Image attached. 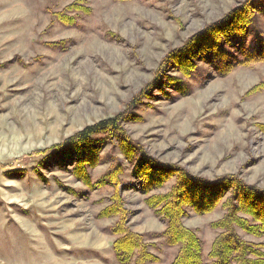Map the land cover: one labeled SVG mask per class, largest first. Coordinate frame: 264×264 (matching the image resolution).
I'll return each mask as SVG.
<instances>
[{
	"label": "rangeland",
	"instance_id": "1",
	"mask_svg": "<svg viewBox=\"0 0 264 264\" xmlns=\"http://www.w3.org/2000/svg\"><path fill=\"white\" fill-rule=\"evenodd\" d=\"M239 1L0 0V264H121L111 232L118 217H99L115 188L94 184L119 162L129 226L146 235L160 258L154 264H171L178 246L160 236L167 220L146 199L175 179L145 194L132 175L136 162L108 156L107 148L87 186L71 167L33 154L115 116L134 98L141 119L124 126L150 156L204 178L235 175L264 188V91L251 90L264 80V62L223 77L201 66L181 94L167 84L148 88L171 49ZM73 4L83 8L65 11ZM63 12L76 22H62ZM186 210L184 223L197 229L210 264L223 204L203 215Z\"/></svg>",
	"mask_w": 264,
	"mask_h": 264
},
{
	"label": "trees",
	"instance_id": "2",
	"mask_svg": "<svg viewBox=\"0 0 264 264\" xmlns=\"http://www.w3.org/2000/svg\"><path fill=\"white\" fill-rule=\"evenodd\" d=\"M81 8L73 4L65 11ZM59 17L65 23L76 22V18L67 12ZM261 17H264V0L237 2L220 19L192 34L181 46L171 49L162 59L148 88L163 90L167 84L181 94L188 91L184 79L191 77L201 66L205 65L212 73L223 77L238 66L264 62ZM146 90L143 91L145 97L148 96ZM251 90L264 91V80ZM139 102L140 99L134 98L115 116L90 124L62 143L33 154L52 157L60 166L71 167L73 175L87 186L111 185L115 188L111 203L99 217H118L111 232L117 235L112 245L121 264H154L160 258L151 251L146 235L129 226V211L119 193L122 175L126 171L123 164L116 163L93 184L91 170L102 164L107 148L108 156L118 153L128 162H136L132 175L140 181L145 194L175 179L170 190L146 199L147 204L167 220L160 236L165 237L169 245L178 246L171 264H207L204 242L197 229L184 223L188 215L186 207L191 206L196 213L203 215L212 212L220 203L225 214L213 224L220 232L208 254L210 264H264V242L246 239L240 232L264 236V188L246 183L235 175L204 178L150 156L124 126L126 122L141 119L134 113Z\"/></svg>",
	"mask_w": 264,
	"mask_h": 264
}]
</instances>
